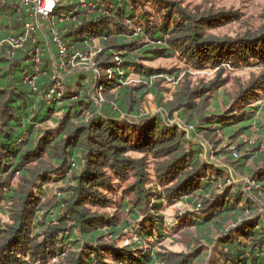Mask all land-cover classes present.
Returning a JSON list of instances; mask_svg holds the SVG:
<instances>
[{
    "label": "trees",
    "instance_id": "obj_1",
    "mask_svg": "<svg viewBox=\"0 0 264 264\" xmlns=\"http://www.w3.org/2000/svg\"><path fill=\"white\" fill-rule=\"evenodd\" d=\"M22 3L0 0V264H264V23L219 35L240 13L187 0H58L36 23ZM53 34L91 69L55 68ZM163 59L215 76L145 65ZM242 67L258 72L232 98L223 71ZM177 201L185 252L161 244Z\"/></svg>",
    "mask_w": 264,
    "mask_h": 264
},
{
    "label": "rangeland",
    "instance_id": "obj_2",
    "mask_svg": "<svg viewBox=\"0 0 264 264\" xmlns=\"http://www.w3.org/2000/svg\"><path fill=\"white\" fill-rule=\"evenodd\" d=\"M188 2H191L193 5H212L216 9L220 10H226V11H237L240 13V16L238 18V21H234L231 25L219 29L217 34L224 35L227 37H235L236 35H243V33L249 31V30H256L258 29L262 23H264L263 16H264V0H187ZM244 21V22H242ZM40 28V26H39ZM146 66H150L152 68H155L156 65L159 67H163L166 69H172L173 67H176L177 70H181L184 74H187V80L189 83L194 86L196 85L200 80L202 82H208L215 76V70L212 69H203L200 72L193 71L191 69H185L181 62L177 59H163L158 62H148L145 63ZM74 67L76 70L74 71H82L86 68L91 69L90 61L86 63V57H82L74 62ZM42 68V67H41ZM257 68H247L242 67L239 69H225L223 71V77L226 78L227 82L224 84L223 89H225L224 92L227 95H230V97H234L235 93L238 92L239 88L244 86L247 83V79L249 76H251L254 73H257ZM85 78L89 80L91 78V73H85ZM130 81H137L138 77L136 75L130 76ZM72 80H74L72 78ZM176 81H169L166 85L162 84L165 89H168V91L165 93V98L169 99L172 97V95L175 92V86ZM222 96H220V101L222 100ZM222 102V101H221ZM264 101H258L254 105H259L260 103H263ZM144 111L150 112L152 115H155L157 112L156 107L152 104V102H149L147 108L144 107ZM174 123H178L179 121L177 119L174 120ZM49 128H51L50 125H48ZM243 143H246V140H242ZM250 145V143H248ZM234 153L236 155H234ZM242 155L241 152H233L231 154L232 158L237 160ZM216 157L210 156V160L213 163H216L217 165H222L220 160H216ZM250 163V161H249ZM240 179V178H239ZM54 188L55 185L52 188L46 187L43 189L45 191L46 195L45 198H42L40 201V206L42 208H49L53 205V202L50 201L51 196L54 194ZM116 196V201H117ZM193 211V208L186 204L184 201H177L173 205H166L162 209V215L165 216L164 218V232L166 233V238H161V244L164 248L167 250H170L172 252H182L187 251L186 247L187 245L190 246V238L193 235H195L193 229L181 231L178 234H172L170 232L171 228L176 225V223H179L180 221L176 220L175 217L178 216L181 217L183 223H187V216L186 213H191ZM135 236L128 235L127 240L124 241L125 244H130L131 242L135 241ZM152 242V237H150L147 241L144 242V246L142 248V252L148 251L149 244ZM133 255H136V252H133ZM113 263L114 261L111 258H107V262Z\"/></svg>",
    "mask_w": 264,
    "mask_h": 264
},
{
    "label": "built area",
    "instance_id": "obj_3",
    "mask_svg": "<svg viewBox=\"0 0 264 264\" xmlns=\"http://www.w3.org/2000/svg\"><path fill=\"white\" fill-rule=\"evenodd\" d=\"M57 3L58 0H23L22 4L24 7L30 8V11L32 12L30 16L37 23V18L42 20L47 19L55 11ZM80 3L82 4L83 7L86 8V5L84 4V0H80ZM38 28H39L38 25L37 26H33L32 24L26 25L24 39L25 37H31L32 36L31 33L38 30ZM52 42L54 43V46L58 52V61H57L58 64L55 66V68L59 69L61 72L66 73L68 71L73 72L74 70H76L74 67V62L82 57H86V63L88 61L91 62L93 53L84 54V55H80L76 53L70 57H67L66 56L67 51L65 46L60 42V40L54 34L52 35ZM22 43H23V39H21V37L18 40L11 39L9 41L10 45L16 47L21 46ZM36 62L38 63L39 61L36 59ZM31 86H33L32 82H31ZM234 155L236 154L234 153ZM243 191L244 192L249 191V186L247 184L243 185Z\"/></svg>",
    "mask_w": 264,
    "mask_h": 264
}]
</instances>
